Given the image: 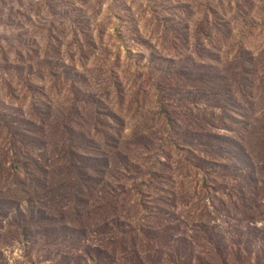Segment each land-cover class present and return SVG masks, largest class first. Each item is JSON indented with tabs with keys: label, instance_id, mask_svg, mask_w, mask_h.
Wrapping results in <instances>:
<instances>
[{
	"label": "rangeland",
	"instance_id": "1",
	"mask_svg": "<svg viewBox=\"0 0 264 264\" xmlns=\"http://www.w3.org/2000/svg\"><path fill=\"white\" fill-rule=\"evenodd\" d=\"M0 264H264V0H0Z\"/></svg>",
	"mask_w": 264,
	"mask_h": 264
}]
</instances>
